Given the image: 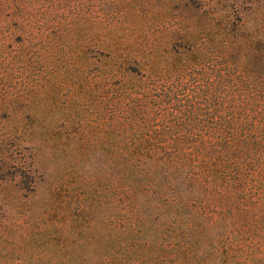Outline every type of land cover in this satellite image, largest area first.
Here are the masks:
<instances>
[{
	"label": "rangeland",
	"instance_id": "rangeland-1",
	"mask_svg": "<svg viewBox=\"0 0 264 264\" xmlns=\"http://www.w3.org/2000/svg\"><path fill=\"white\" fill-rule=\"evenodd\" d=\"M233 2L253 27L248 13H264V0H195L187 9L181 0H0V264L163 263L164 228L155 229L151 212L146 225L127 215L113 159L117 99L145 79L124 70L105 78L104 70L132 51L118 48V28L140 20L162 38L156 55L169 62L147 88L161 96L176 84L202 89L201 63L212 55L200 48L221 27L209 12ZM186 24L195 34L185 40L198 48L189 65L200 64L178 76L170 42ZM138 43L142 61L150 45ZM160 198L157 190L138 195Z\"/></svg>",
	"mask_w": 264,
	"mask_h": 264
},
{
	"label": "trees",
	"instance_id": "trees-1",
	"mask_svg": "<svg viewBox=\"0 0 264 264\" xmlns=\"http://www.w3.org/2000/svg\"><path fill=\"white\" fill-rule=\"evenodd\" d=\"M194 4L181 0L186 9ZM233 5L230 11L209 12L221 27L211 43L206 36L200 46L211 48L212 55L201 63L207 76L202 89L176 84L161 96L147 88L169 62L156 55L162 38L149 36L140 20L139 27L118 28L125 43L118 48L132 51L104 70L105 78L124 70L145 79L119 94L120 137L113 142V159L127 215L146 225L151 212L155 229L164 228L167 254L158 264H264V13H248L258 20L253 27ZM194 29L191 24L174 29L170 48L178 76L200 64L189 65L198 48L185 37ZM139 40L150 45L142 61ZM182 40L187 44H177ZM156 190L160 201L138 200L140 193Z\"/></svg>",
	"mask_w": 264,
	"mask_h": 264
}]
</instances>
